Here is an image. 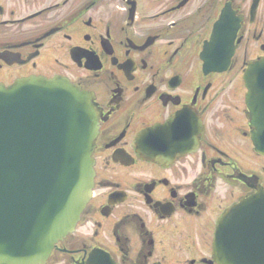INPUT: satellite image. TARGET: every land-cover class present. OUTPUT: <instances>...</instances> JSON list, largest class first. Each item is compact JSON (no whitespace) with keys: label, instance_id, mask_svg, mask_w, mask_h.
<instances>
[{"label":"flooded vegetation","instance_id":"flooded-vegetation-1","mask_svg":"<svg viewBox=\"0 0 264 264\" xmlns=\"http://www.w3.org/2000/svg\"><path fill=\"white\" fill-rule=\"evenodd\" d=\"M262 60L264 0H0V84L63 78L98 117L91 200L45 264H218L220 220L264 190Z\"/></svg>","mask_w":264,"mask_h":264},{"label":"water","instance_id":"water-1","mask_svg":"<svg viewBox=\"0 0 264 264\" xmlns=\"http://www.w3.org/2000/svg\"><path fill=\"white\" fill-rule=\"evenodd\" d=\"M255 69L262 74L264 64ZM91 99L63 78L0 84V264H45L75 230L94 186L99 126ZM254 141L264 152V133ZM213 248L218 264H264V190L225 214Z\"/></svg>","mask_w":264,"mask_h":264}]
</instances>
